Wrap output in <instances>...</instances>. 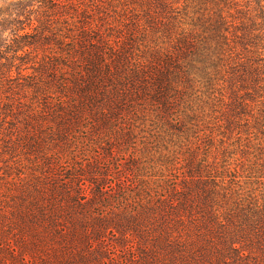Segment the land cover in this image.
<instances>
[{
    "label": "trees",
    "instance_id": "obj_1",
    "mask_svg": "<svg viewBox=\"0 0 264 264\" xmlns=\"http://www.w3.org/2000/svg\"><path fill=\"white\" fill-rule=\"evenodd\" d=\"M90 1L0 5V91L24 76L71 91L72 106L61 100L58 113L66 130L87 112L107 120L135 103L148 101L169 112L197 82L212 94L223 82L236 115L246 112L250 99L264 96V0ZM112 11L120 13L124 37L102 28ZM151 34L154 45L146 43ZM139 40L143 54L133 60ZM27 68L33 71L26 75ZM0 99L2 124L13 104ZM28 119L41 132H30L29 140L23 134V142L41 149L43 115ZM54 157L55 163L47 157L46 169L31 176L0 173V201L8 212L72 223L55 229L80 233L88 253L99 248L114 259L118 245H126L131 264H264V203L235 195L229 170L214 173L205 160L193 159L183 185L174 182L163 191L142 177L138 183L131 165L114 181L95 175L98 163L82 177Z\"/></svg>",
    "mask_w": 264,
    "mask_h": 264
},
{
    "label": "rangeland",
    "instance_id": "obj_2",
    "mask_svg": "<svg viewBox=\"0 0 264 264\" xmlns=\"http://www.w3.org/2000/svg\"><path fill=\"white\" fill-rule=\"evenodd\" d=\"M14 1L0 0V5ZM117 3L118 0L112 1L114 5ZM112 13L109 23H103L102 28L114 33L113 38L124 37L127 30L120 29V13ZM154 37V34L148 36L146 43L154 45ZM141 42L138 41L133 60L143 54ZM43 48L39 49V57L44 54ZM13 69L17 73L16 66ZM32 71L27 68L23 73L27 75ZM71 75L66 74L70 81ZM19 81L13 89L6 91L2 87L0 91L3 99L13 104L6 110L5 123H0V173L6 177L21 171L25 172L22 175L31 176L46 169L47 157L48 163H55L54 156H60L68 169L82 177H87L98 163L95 175H105L115 181L118 176L129 173L131 165L132 176L138 183L142 177L151 188L166 191L173 188L174 182L183 185L193 159L205 160L214 173L229 170L227 178L233 181L235 195L264 203V96L250 99L246 112L236 115L229 104L230 93L221 90L223 82L213 94L197 82L169 112L148 101L135 103L107 120L99 113L87 112L77 121L69 122L66 130L58 116L60 101L65 100V105L72 106L73 93L58 84H46L45 79L40 81L39 77L32 82L24 76ZM48 103L52 107L49 108ZM3 106L0 99L1 114L5 111ZM33 113L42 114L44 118L41 122L45 140L37 150L23 142L26 136L27 140L31 139L30 132H41L37 126L27 124ZM49 125L53 128L47 127ZM87 183H90L88 179ZM9 210L6 203L0 201V264L132 263V252L126 245H118L120 250L114 259L107 258L99 248L88 253L80 233L62 231L59 234L55 229L73 227L72 223L60 222L56 226L12 214ZM108 236L107 241L116 244L115 237ZM94 244L99 246V240L94 239Z\"/></svg>",
    "mask_w": 264,
    "mask_h": 264
}]
</instances>
